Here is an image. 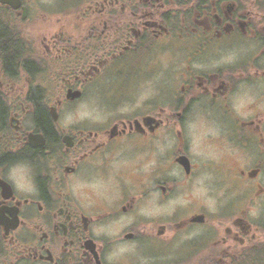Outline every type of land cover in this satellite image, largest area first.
Wrapping results in <instances>:
<instances>
[{"label": "flooded vegetation", "instance_id": "1", "mask_svg": "<svg viewBox=\"0 0 264 264\" xmlns=\"http://www.w3.org/2000/svg\"><path fill=\"white\" fill-rule=\"evenodd\" d=\"M6 1L0 175L17 160L30 161L38 195L21 196L0 179V264H106L113 242L97 237L94 226L135 215L151 192L163 203L190 191L185 180L203 172L223 191L216 214L194 200L170 220L136 216L117 242L137 243L149 264H264V212L247 215L264 202V0ZM241 46L247 54L233 64L192 67ZM242 83L257 96L243 120L227 103ZM148 84L155 94L121 116L117 109ZM87 97L109 119L60 127L64 109ZM197 112L220 129L208 139L216 160L189 152L184 125ZM157 134L176 143L146 176L136 158L155 151ZM173 167L183 177L168 176ZM72 175L105 184L111 177L106 195L118 189L119 199L109 204L89 192L85 207L65 191ZM191 231L198 234L184 239Z\"/></svg>", "mask_w": 264, "mask_h": 264}, {"label": "clouds", "instance_id": "2", "mask_svg": "<svg viewBox=\"0 0 264 264\" xmlns=\"http://www.w3.org/2000/svg\"><path fill=\"white\" fill-rule=\"evenodd\" d=\"M248 49L243 46L232 48L219 56V59L211 62L210 65L193 63V69H204L206 67H217L225 64H233L239 60L242 55L247 54ZM155 94L154 88L148 84L136 97L134 102H125L117 109L121 116L131 115L136 112L144 104L150 96ZM231 112L238 119H247L252 114V106L257 104V96L253 89L246 85L240 84L237 90L228 97L227 101ZM111 113L105 112L93 97L82 98L78 100L75 107L65 108L59 120L60 127L69 129L74 125L88 122L90 124H103L106 122ZM184 135L189 144V152L193 158L203 160H216L218 152L213 145L208 143V139L217 138L220 135V129L214 123L205 120L200 113H195L185 122ZM161 134H157V139L154 142L155 151L145 152L137 156L138 161H143L142 171L145 175L151 174L158 167V157L165 156L170 152L176 143L174 135L169 136L164 134L162 139ZM231 150V149H229ZM147 157V159H146ZM116 164L114 167H118ZM167 175L172 178L183 177V173L176 168H171L167 171ZM0 179L6 180L12 189L21 196L35 197L38 195V188L35 182V173L33 165L26 159L17 160L7 166L6 171L0 175ZM213 175L210 172H203L200 175L194 176L185 180V183L190 181V191L183 192L175 197L165 200L163 203L159 201L163 199L158 191L151 192L142 206L137 209L135 215H121L119 219L108 224L96 225L93 232L97 237L104 236L114 241L112 248L105 256L106 264H130L134 258L137 264H149V260L140 256L137 253V245L135 243L117 242L120 239L121 230L135 222L136 216L146 219H168L170 220L178 209L188 210L193 205V201H199L203 209L209 214H216L221 204L220 198L223 196V191H215L212 187ZM114 180L109 177L107 184L96 178L84 179L77 175L68 177L65 191L70 193L77 201L87 207L92 203L89 192L103 196L109 204L114 200L119 199L118 189L107 196L110 185H113ZM215 192V194H212ZM264 212V202L256 201L247 208V215L251 219H257ZM198 233L196 231L188 232L184 239H192Z\"/></svg>", "mask_w": 264, "mask_h": 264}, {"label": "rangeland", "instance_id": "3", "mask_svg": "<svg viewBox=\"0 0 264 264\" xmlns=\"http://www.w3.org/2000/svg\"><path fill=\"white\" fill-rule=\"evenodd\" d=\"M112 241V240H111ZM114 243V241H112ZM137 245V243H135ZM138 246V245H137ZM137 253H138V248H137ZM139 254V253H138ZM130 262H136V260L133 258Z\"/></svg>", "mask_w": 264, "mask_h": 264}, {"label": "water", "instance_id": "4", "mask_svg": "<svg viewBox=\"0 0 264 264\" xmlns=\"http://www.w3.org/2000/svg\"><path fill=\"white\" fill-rule=\"evenodd\" d=\"M0 2H7L6 0H0Z\"/></svg>", "mask_w": 264, "mask_h": 264}]
</instances>
